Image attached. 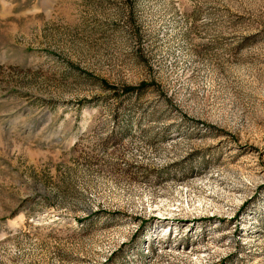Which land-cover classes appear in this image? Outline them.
Here are the masks:
<instances>
[{
  "label": "rangeland",
  "instance_id": "obj_1",
  "mask_svg": "<svg viewBox=\"0 0 264 264\" xmlns=\"http://www.w3.org/2000/svg\"><path fill=\"white\" fill-rule=\"evenodd\" d=\"M0 264H264V0H0Z\"/></svg>",
  "mask_w": 264,
  "mask_h": 264
}]
</instances>
